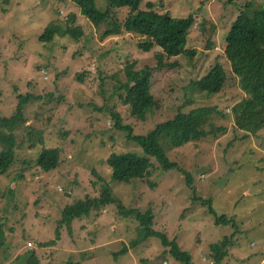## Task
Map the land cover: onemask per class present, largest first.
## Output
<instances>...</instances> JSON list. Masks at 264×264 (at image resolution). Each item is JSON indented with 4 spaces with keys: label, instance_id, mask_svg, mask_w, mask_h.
<instances>
[{
    "label": "rangeland",
    "instance_id": "374dc122",
    "mask_svg": "<svg viewBox=\"0 0 264 264\" xmlns=\"http://www.w3.org/2000/svg\"><path fill=\"white\" fill-rule=\"evenodd\" d=\"M95 1L98 10H105L106 0ZM251 2L258 6L264 0L144 1L141 10L153 3L155 11L176 18L195 15L187 49L196 54L170 59L180 63L178 72L154 78L158 107L141 121L119 105L116 89L139 71L156 67L159 48L143 52L142 38L133 33L100 40V29L72 0H0V117L15 113L18 96L39 97L24 108L27 122L16 132V162L0 178V223L6 234L0 264H20L29 251L41 264H179L161 239H144L139 222L121 215L149 209L153 228L175 240L193 264H214L212 246L234 233L221 264H264V107L239 89L224 54L226 35ZM127 11L119 12V23ZM69 16L83 30L82 38L38 40L52 21L65 26ZM217 63L228 78L223 93L211 99L192 96L189 84ZM78 73L86 76L83 84L76 81ZM104 105L108 110L115 105L134 136L146 135L179 110L218 106L219 111L204 125L208 135L167 150L170 163L181 171L167 170L152 158L151 177L118 183L106 159L111 153L143 156L144 151L114 128L109 111H99ZM43 148L61 150L60 166L48 174L36 166ZM104 185L111 195L99 211L75 220L71 230L64 226L54 246L39 247L56 238L66 206L99 198ZM196 197L210 199L219 215L235 219L237 228L216 225L208 205Z\"/></svg>",
    "mask_w": 264,
    "mask_h": 264
},
{
    "label": "trees",
    "instance_id": "16d2710c",
    "mask_svg": "<svg viewBox=\"0 0 264 264\" xmlns=\"http://www.w3.org/2000/svg\"><path fill=\"white\" fill-rule=\"evenodd\" d=\"M144 1L106 0L105 10H98L95 0H72L81 10L82 15L100 29V40L117 37L123 32L133 33L142 38L138 47L143 52L148 53L155 48L160 49L155 55L156 67H147L139 71L131 82L116 89L119 105L128 107L131 117L141 121L145 120L155 107H158L152 94L154 78L159 73L176 72L181 68L177 59L172 62L170 59L181 56L193 57L196 54L195 50L187 49L190 31L196 24L195 15L176 18L169 11L165 13L155 11L156 5L153 3H148L146 10H141ZM124 9L128 11L123 21L119 23L117 16ZM74 20V16H69L64 23L65 26L59 19L52 21L38 40L43 43H51L56 36L67 35L76 40L82 38L83 30L80 26L74 25ZM224 54L233 76L238 81L239 89L246 96L254 97L257 105L264 107V93H261L264 88V3L258 6L252 2L244 4L233 27L226 35ZM75 78L76 81L83 84L86 76L78 73ZM227 80L223 66L217 63L204 78L191 82L189 89L192 96L198 93L211 99L223 93ZM48 97L49 102L53 101L52 95H48ZM35 101H39V97L20 95L15 113L10 117H0V178L7 174L16 162V150L19 146L16 132L27 122L24 117V108ZM107 108L104 105L99 108V111H109L114 128L126 132L127 140L137 143L144 151L143 156L131 152L111 153L106 159V165L111 171V179L118 183H129L133 180H144L151 177V170L154 168L151 162L152 158L163 162L167 170L181 171L176 164L170 163L166 154L167 150L181 148L193 140L200 139L201 136L208 135L204 125L213 114L219 111L218 106L193 108L188 112L179 110L173 118L157 124L146 135L134 136L131 127L121 123V117L115 111V105L109 110ZM212 129L215 130L213 126ZM60 162L61 150L59 148H43L36 158V166L44 174L57 170ZM182 173L184 174V172ZM185 176L188 185L192 184L189 174H185ZM110 195V189L104 185L99 198L87 197L66 206L56 230V238L49 243L39 245V247L54 246L60 239V230L64 226L71 230V225L75 220L88 216L92 211H99L109 201ZM195 201L208 205L209 213L215 218L216 225H231L235 229L237 228L235 219H231L225 214L219 215L210 199L196 197ZM121 215L132 216L139 222V226L145 233L144 239H161L164 246L170 248L171 257L176 262L193 264L190 254L183 251L175 240L170 241L165 233L158 232L153 228L154 214L151 209L145 212L128 210ZM234 238L235 233L212 246L214 264H221L228 258V250L233 246ZM5 242L4 225L0 223V252L5 247ZM23 259L20 264H41L33 251H29Z\"/></svg>",
    "mask_w": 264,
    "mask_h": 264
}]
</instances>
